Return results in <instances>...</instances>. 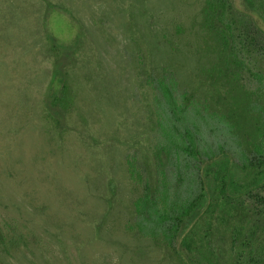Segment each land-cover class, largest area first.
Wrapping results in <instances>:
<instances>
[{
    "label": "rangeland",
    "instance_id": "obj_1",
    "mask_svg": "<svg viewBox=\"0 0 264 264\" xmlns=\"http://www.w3.org/2000/svg\"><path fill=\"white\" fill-rule=\"evenodd\" d=\"M231 2L264 30L246 0ZM261 3L252 0L264 13ZM199 9L200 0H0V224L26 244L5 261L178 264L170 251L124 230L133 194L125 157H150L155 134L145 92L133 76L134 57L172 62L190 78L196 57L184 53L182 64L174 62L165 37L182 25L180 44L194 39ZM59 45L66 57L58 65L74 94L62 132L45 118ZM204 138L214 150L232 143L214 127ZM251 182L242 174L241 189ZM260 197L264 191L250 190L233 200L231 214L221 207L213 213L220 231L210 228L209 238L219 246L218 263L233 264L231 228L245 222V233L253 225L264 230L262 218L246 221L261 208ZM199 224L197 241L209 226L208 220Z\"/></svg>",
    "mask_w": 264,
    "mask_h": 264
},
{
    "label": "trees",
    "instance_id": "obj_2",
    "mask_svg": "<svg viewBox=\"0 0 264 264\" xmlns=\"http://www.w3.org/2000/svg\"><path fill=\"white\" fill-rule=\"evenodd\" d=\"M246 3L264 21L252 0ZM196 16L194 39L180 44L182 25H176L173 38L165 37L174 62L180 64L184 53L196 57L190 78H182L172 62L134 57L133 76L145 92L155 134L150 157H125L133 194L124 230L170 251L178 264H220L219 246L209 238L210 228L220 231L213 225V213L221 207L231 214L236 197L253 189L264 191V30L231 0H200ZM55 50L60 53L47 88L45 118L62 132L74 94L58 65L66 57L65 48ZM213 127L230 137L228 148L207 145L205 133ZM236 148L240 164L234 158ZM244 173L254 182L241 189ZM262 200L261 208L247 213L250 224L249 219L258 224L261 218L264 223ZM204 220L209 226L197 241L193 237ZM246 225L229 231L232 262L264 264V230L253 225L245 233ZM19 237L0 224V264H11L5 258L19 244L26 246Z\"/></svg>",
    "mask_w": 264,
    "mask_h": 264
}]
</instances>
